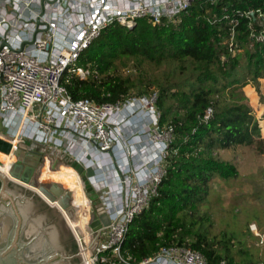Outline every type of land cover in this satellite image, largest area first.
<instances>
[{
  "label": "trees",
  "instance_id": "obj_1",
  "mask_svg": "<svg viewBox=\"0 0 264 264\" xmlns=\"http://www.w3.org/2000/svg\"><path fill=\"white\" fill-rule=\"evenodd\" d=\"M129 62L159 69V126H170L172 139L165 179L158 195L129 224L122 256L138 263L163 247L184 245L199 251L207 264H264L243 247L236 261L235 237L230 232L210 236L211 223L196 214L212 178L238 176L234 163L212 155V145L224 149L254 140L257 151L264 153L250 106L230 96L264 78V0H192L171 19L163 16L154 22L144 16L132 27L114 22L78 58L77 65L88 68L89 75H70L66 87L74 99L122 101L131 95L133 82L118 68ZM207 107L213 112L204 119ZM259 115H264L263 108ZM69 246L77 249L73 240Z\"/></svg>",
  "mask_w": 264,
  "mask_h": 264
},
{
  "label": "built area",
  "instance_id": "obj_2",
  "mask_svg": "<svg viewBox=\"0 0 264 264\" xmlns=\"http://www.w3.org/2000/svg\"><path fill=\"white\" fill-rule=\"evenodd\" d=\"M41 1L0 0L1 134L16 144L32 140L83 167L94 192L93 198L85 189L89 222L94 212L106 213L110 222L96 231L88 223L87 239L71 228L79 264H207L184 245L163 247L138 263L121 253L129 224L166 176L172 128L159 126L157 91L99 103L74 99L66 87L70 75H89L77 61L104 27H132L144 16L171 19L192 0H44L42 14ZM212 112L207 107L203 118ZM136 119L139 127H130Z\"/></svg>",
  "mask_w": 264,
  "mask_h": 264
},
{
  "label": "rangeland",
  "instance_id": "obj_3",
  "mask_svg": "<svg viewBox=\"0 0 264 264\" xmlns=\"http://www.w3.org/2000/svg\"><path fill=\"white\" fill-rule=\"evenodd\" d=\"M118 73L133 82L131 96L145 95L158 90L159 84L162 83L156 82L159 69L150 64H144L139 68L133 62L125 66L119 64ZM145 89H147L146 93L137 94L138 91ZM230 94L232 99L244 100L248 103L251 113L258 120L260 136L263 138L264 115H259V110L263 108L264 111V79H259L258 84L249 82ZM211 153L219 160L234 163L238 169V176L212 178L208 184L205 200L198 205L196 214L205 217L211 223L210 236H220L223 232H230L235 237L232 251L236 261L239 262V247L246 248L248 254H254L258 261H263L264 153L257 151L254 140L224 149L212 145ZM39 165L40 163L35 167L33 176L38 175L36 171L39 170ZM55 208L72 234L64 215L57 207Z\"/></svg>",
  "mask_w": 264,
  "mask_h": 264
},
{
  "label": "water",
  "instance_id": "obj_4",
  "mask_svg": "<svg viewBox=\"0 0 264 264\" xmlns=\"http://www.w3.org/2000/svg\"><path fill=\"white\" fill-rule=\"evenodd\" d=\"M36 23H39V19ZM3 44L4 40L1 46ZM24 44L22 43L21 47ZM63 158L71 162L81 174L85 189L94 198V192L86 179L83 167L66 155ZM37 165L29 174L28 180L31 183L38 176H33ZM36 173L38 174L39 170ZM109 222L106 213L94 212L89 226L96 231L102 226H107ZM70 238L75 241L54 206L45 203L33 190L11 181L0 172V264H79L82 260L78 248L75 252L77 259L66 260L69 256L65 252V246Z\"/></svg>",
  "mask_w": 264,
  "mask_h": 264
},
{
  "label": "bare ground",
  "instance_id": "obj_5",
  "mask_svg": "<svg viewBox=\"0 0 264 264\" xmlns=\"http://www.w3.org/2000/svg\"><path fill=\"white\" fill-rule=\"evenodd\" d=\"M0 172L7 178L28 185L49 205L57 207L78 237L87 239L90 219L89 199L84 183L71 162L52 150L42 152L40 147L14 140L0 133ZM41 158L36 179L29 182L30 172ZM23 169V172H21Z\"/></svg>",
  "mask_w": 264,
  "mask_h": 264
},
{
  "label": "crops",
  "instance_id": "obj_6",
  "mask_svg": "<svg viewBox=\"0 0 264 264\" xmlns=\"http://www.w3.org/2000/svg\"><path fill=\"white\" fill-rule=\"evenodd\" d=\"M259 79H264V78H259ZM263 122H264V121H263ZM139 125H140V119H136V121L130 123V127H134V128L139 127ZM262 132H264V128L262 129ZM263 138H264V133H263ZM12 140H13V139H12ZM4 143H6V141H4V140L0 141V145H1V146L4 145ZM24 144L34 145V146L40 147V148L42 149V152H43V153H46V151L51 150L50 148H45V147H43L42 145H40V144H38V143H36V142H34V141H32V140H27L26 142H24ZM52 151H53V150H52ZM53 152H54V151H53ZM55 154H57V153L55 152ZM57 155L61 157V155H59V154H57ZM40 159H41V158H40ZM40 159H39V160H40ZM39 160H38V163H41V161H39ZM79 176H80V175H79ZM80 177H81V176H80Z\"/></svg>",
  "mask_w": 264,
  "mask_h": 264
},
{
  "label": "flooded vegetation",
  "instance_id": "obj_7",
  "mask_svg": "<svg viewBox=\"0 0 264 264\" xmlns=\"http://www.w3.org/2000/svg\"><path fill=\"white\" fill-rule=\"evenodd\" d=\"M71 243V238H70V241H68V244H66V249H65V252L67 253V255L69 256V258H67L66 260H76L77 259V256H76V250L75 251H72L69 244Z\"/></svg>",
  "mask_w": 264,
  "mask_h": 264
}]
</instances>
